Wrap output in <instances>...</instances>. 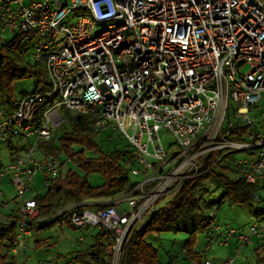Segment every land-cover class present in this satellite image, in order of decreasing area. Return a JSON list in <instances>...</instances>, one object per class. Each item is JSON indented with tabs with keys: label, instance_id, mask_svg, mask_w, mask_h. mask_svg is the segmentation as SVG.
<instances>
[{
	"label": "built area",
	"instance_id": "built-area-1",
	"mask_svg": "<svg viewBox=\"0 0 264 264\" xmlns=\"http://www.w3.org/2000/svg\"><path fill=\"white\" fill-rule=\"evenodd\" d=\"M0 32L30 42L49 83L47 91L23 93L10 114L0 105V144L10 152L7 163L0 158V195L5 185L18 201L11 209L0 201V222L13 229L9 249L24 264L34 227L66 224V217L74 229L107 233L102 255H90L89 264H123L139 220L185 180L238 152L245 156L231 165L246 183L264 173V111L254 114L264 102V0H1ZM230 102L235 121L227 118ZM64 110L95 117V133L119 131L134 152V165L125 166L141 180L113 198L84 199L40 218L35 194H27L37 174L43 188L50 185L60 161L39 153L38 141L53 136ZM20 138L27 140L21 147L12 140ZM203 237V252L234 241L238 256L264 241V219L246 227L214 221Z\"/></svg>",
	"mask_w": 264,
	"mask_h": 264
},
{
	"label": "trees",
	"instance_id": "trees-1",
	"mask_svg": "<svg viewBox=\"0 0 264 264\" xmlns=\"http://www.w3.org/2000/svg\"><path fill=\"white\" fill-rule=\"evenodd\" d=\"M31 48L28 41H23L16 35L0 46V105L5 114H10L16 108L17 99L14 97L16 82L35 78L32 92H44L48 89L47 74L39 63L31 59ZM46 107L47 102L44 101L36 118H39ZM62 115L63 121L53 136L49 140L38 141L39 153L45 157L57 156L60 161L58 177L44 187L43 192L34 195L40 218L50 217L63 207L84 199L113 198L126 193L133 185L130 183V168L125 166L126 162L134 165V152L130 146L123 150L103 151L95 141L98 134L93 131L95 117L67 110H64ZM239 128L241 131L244 130L242 127ZM85 150L93 151L95 155H86ZM215 154L217 153H211L205 158V166L213 162ZM231 160L230 155L225 156L202 174L185 180L172 194L165 207L149 215L143 227L134 228L126 246L123 264H158L157 250L146 242L145 235L161 231L188 233L189 238L181 255L184 259L201 264L204 257L194 249L196 234L201 233L204 236L207 228L216 221L217 208L223 203L251 207L255 202L252 194L259 192L264 186L262 185L264 173L258 176L255 184L246 183L233 169ZM68 163H75L77 169L68 168L63 171V166ZM94 172L103 178L99 185H92L88 180V175ZM214 194L217 195L216 199L211 198ZM94 208L100 207L92 206V209ZM212 212H215L214 217L209 216ZM253 213L262 214L264 208L253 210ZM68 222L69 219L66 217V224L69 225ZM13 235V229L0 222V264H15L16 256L9 249ZM107 240V233L100 230L95 235V242L84 250L76 251L73 260L89 264L88 257L94 254L101 256L99 247L106 246ZM33 242L35 248L42 245L40 240Z\"/></svg>",
	"mask_w": 264,
	"mask_h": 264
},
{
	"label": "rangeland",
	"instance_id": "rangeland-1",
	"mask_svg": "<svg viewBox=\"0 0 264 264\" xmlns=\"http://www.w3.org/2000/svg\"><path fill=\"white\" fill-rule=\"evenodd\" d=\"M1 1V0H0ZM13 35L9 32H0V46L4 44ZM30 43V42H29ZM249 69L248 66H243L241 68L242 73H246ZM35 84V78H27L22 81H18L14 84V97L18 99L21 97L22 92L28 93L33 90ZM4 100V99H3ZM57 101V99H55ZM260 108L256 113H261L264 111V102L259 105ZM235 110V105L232 102L228 105L227 118L231 121H235L233 118ZM230 112L232 116L230 117ZM168 139H171L168 137ZM14 143H18L19 146H23L27 143L24 138L12 139ZM95 141L99 147L103 150H123L127 149L129 144L127 140L121 136L119 131L113 130L111 128L100 132L95 136ZM79 149L78 147H76ZM9 150L6 144H0V158L3 163L9 161ZM85 154L94 156L95 152H90L85 150ZM245 156L243 152L234 153L231 156L232 160L241 159ZM68 168L77 169L75 163H68L63 166V171ZM88 180L90 184L99 185L103 182L102 176L97 173H91L88 175ZM141 177L130 174V183H135L140 181ZM35 189H33L27 196L31 194H36L37 192H43V186L41 184V175L37 174L34 178ZM262 185H264V179H262ZM4 195H0V201H9L10 209L16 207L18 201L14 197L15 192L12 188H7L5 185L2 186ZM258 192V191H257ZM262 197H264V186L258 192ZM172 198V195H167L164 199H160L156 205L157 209L165 207L168 201ZM216 199L217 195L214 194L211 197ZM104 200V199H101ZM123 208L127 209V205L123 203ZM264 208V199L259 202H254V204L249 207L248 205L240 204H228L223 203L219 208H217L216 221L227 222L236 227H246L249 223L253 221H258L264 219V213L254 214L253 210ZM148 220V216L143 217L137 223V229L143 227ZM35 232L32 237V242L29 244V250H27V264H45L47 261L51 260L55 264H67L69 261H73V256L76 251H81L86 249L88 246L95 242V235L100 232L98 227L89 225L84 226L80 229H74L68 224H60L58 222L48 223L40 230L37 226L34 227ZM83 237L80 242L79 238ZM189 238V234L183 231L172 232V231H161L152 232L145 235L146 242L150 243L157 250L158 254V264H198L193 262L191 259H184L182 254L184 244ZM40 240L42 245L38 248L34 247L33 241ZM204 237L203 234H196V250L200 252L204 258L213 260L214 258H225L229 256L225 253V247H220L217 244H213L209 250L203 252ZM185 256V255H184ZM234 258L233 264H264V241L261 240L260 246L257 243L252 245L244 246L238 256L234 253L232 256ZM24 258L20 256L15 257V264H24ZM76 264H79L76 262Z\"/></svg>",
	"mask_w": 264,
	"mask_h": 264
},
{
	"label": "crops",
	"instance_id": "crops-1",
	"mask_svg": "<svg viewBox=\"0 0 264 264\" xmlns=\"http://www.w3.org/2000/svg\"><path fill=\"white\" fill-rule=\"evenodd\" d=\"M260 242H261V241L255 240V241L253 242V244H251V245L253 246L255 243H257V246H258V245L260 246ZM235 246H236V243H235L234 241H231V242L229 243L228 246H225V248H227V249H225V253H226L227 255H229V256H232L233 253L235 254ZM229 256H226L225 258H227V257H229ZM225 258H214L213 261H214L215 263L219 264V263H221L222 260H224Z\"/></svg>",
	"mask_w": 264,
	"mask_h": 264
}]
</instances>
